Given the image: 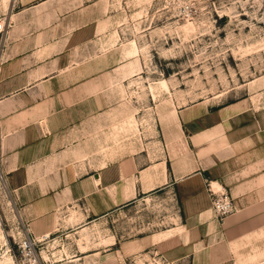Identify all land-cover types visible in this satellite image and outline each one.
<instances>
[{"label": "crops", "instance_id": "1", "mask_svg": "<svg viewBox=\"0 0 264 264\" xmlns=\"http://www.w3.org/2000/svg\"><path fill=\"white\" fill-rule=\"evenodd\" d=\"M100 2L0 0V170L27 234H78L164 201L174 222L121 247L169 264L264 263V94L175 108L147 143L113 144L106 128L97 140L92 125L121 120L99 92L109 71L78 59L90 56ZM207 183L233 214L215 216Z\"/></svg>", "mask_w": 264, "mask_h": 264}, {"label": "rangeland", "instance_id": "2", "mask_svg": "<svg viewBox=\"0 0 264 264\" xmlns=\"http://www.w3.org/2000/svg\"><path fill=\"white\" fill-rule=\"evenodd\" d=\"M95 14L98 35L90 56L78 59L109 71L102 80L112 83L99 92L105 111L121 118L92 125L97 140L106 128L113 144L147 143L175 108L264 94V0H101ZM174 213L171 202H139L78 234L46 237L36 252L42 264H169L153 248L121 246L167 229ZM25 237L20 208L0 177V264H29L18 248Z\"/></svg>", "mask_w": 264, "mask_h": 264}, {"label": "built area", "instance_id": "3", "mask_svg": "<svg viewBox=\"0 0 264 264\" xmlns=\"http://www.w3.org/2000/svg\"><path fill=\"white\" fill-rule=\"evenodd\" d=\"M0 177L4 180L1 170ZM207 189L211 198V207L215 213V216L219 220H223L235 212L234 202L225 191L221 189L214 190L211 183H207ZM45 238L46 237L42 238L41 240ZM41 240L25 237L18 243L20 253L29 264H42L36 252L37 244L40 243Z\"/></svg>", "mask_w": 264, "mask_h": 264}, {"label": "bare ground", "instance_id": "4", "mask_svg": "<svg viewBox=\"0 0 264 264\" xmlns=\"http://www.w3.org/2000/svg\"><path fill=\"white\" fill-rule=\"evenodd\" d=\"M164 85H166V83L164 82Z\"/></svg>", "mask_w": 264, "mask_h": 264}]
</instances>
